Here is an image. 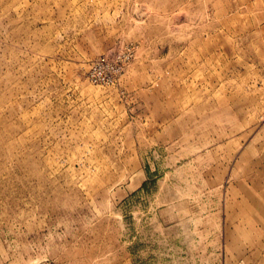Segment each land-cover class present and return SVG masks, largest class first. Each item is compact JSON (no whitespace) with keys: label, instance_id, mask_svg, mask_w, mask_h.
Here are the masks:
<instances>
[{"label":"rangeland","instance_id":"1","mask_svg":"<svg viewBox=\"0 0 264 264\" xmlns=\"http://www.w3.org/2000/svg\"><path fill=\"white\" fill-rule=\"evenodd\" d=\"M0 264H264V0H0Z\"/></svg>","mask_w":264,"mask_h":264},{"label":"built area","instance_id":"2","mask_svg":"<svg viewBox=\"0 0 264 264\" xmlns=\"http://www.w3.org/2000/svg\"><path fill=\"white\" fill-rule=\"evenodd\" d=\"M110 56L102 55L95 60L90 70V77L94 82H106L110 77L107 76L105 69L110 64Z\"/></svg>","mask_w":264,"mask_h":264}]
</instances>
